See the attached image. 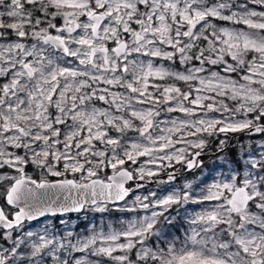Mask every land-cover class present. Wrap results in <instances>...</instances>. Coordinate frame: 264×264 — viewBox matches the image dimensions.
<instances>
[{
	"label": "snow or ice",
	"instance_id": "snow-or-ice-1",
	"mask_svg": "<svg viewBox=\"0 0 264 264\" xmlns=\"http://www.w3.org/2000/svg\"><path fill=\"white\" fill-rule=\"evenodd\" d=\"M0 264H264V0H0Z\"/></svg>",
	"mask_w": 264,
	"mask_h": 264
},
{
	"label": "rangeland",
	"instance_id": "rangeland-1",
	"mask_svg": "<svg viewBox=\"0 0 264 264\" xmlns=\"http://www.w3.org/2000/svg\"><path fill=\"white\" fill-rule=\"evenodd\" d=\"M258 138V137H257ZM213 147V149L215 148V145H213L212 146ZM214 157L213 158H206V159H204V163H205V165L206 166H209V165H211L212 163H213V161H214ZM205 170H207V169H205ZM163 174V173H162ZM153 188H155V185L154 186H152ZM146 194V193H145ZM118 215V214H117ZM76 217V215H73V220H74V222L76 223V224H81V225H83V223H86L87 221L86 220H82V219H76L75 218ZM98 222V221H97Z\"/></svg>",
	"mask_w": 264,
	"mask_h": 264
},
{
	"label": "water",
	"instance_id": "water-1",
	"mask_svg": "<svg viewBox=\"0 0 264 264\" xmlns=\"http://www.w3.org/2000/svg\"><path fill=\"white\" fill-rule=\"evenodd\" d=\"M206 158H213V157H211V156H205L204 159H206ZM165 175H166L165 173L161 174L162 177L165 176ZM152 186H154V185H151L150 187H152Z\"/></svg>",
	"mask_w": 264,
	"mask_h": 264
}]
</instances>
